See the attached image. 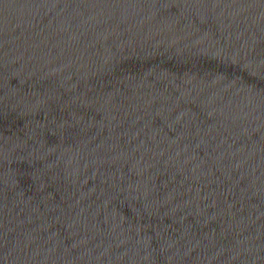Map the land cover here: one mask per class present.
I'll list each match as a JSON object with an SVG mask.
<instances>
[{"label": "water", "instance_id": "obj_1", "mask_svg": "<svg viewBox=\"0 0 264 264\" xmlns=\"http://www.w3.org/2000/svg\"><path fill=\"white\" fill-rule=\"evenodd\" d=\"M0 264H264V0H0Z\"/></svg>", "mask_w": 264, "mask_h": 264}]
</instances>
